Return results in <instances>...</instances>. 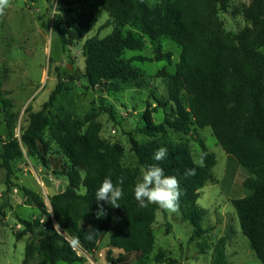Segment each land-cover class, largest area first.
<instances>
[{
    "label": "trees",
    "instance_id": "16d2710c",
    "mask_svg": "<svg viewBox=\"0 0 264 264\" xmlns=\"http://www.w3.org/2000/svg\"><path fill=\"white\" fill-rule=\"evenodd\" d=\"M66 1L68 4L74 2ZM94 1L112 19L99 29L111 23H114V29L103 38H88L82 45L86 54L85 69L78 78L84 80L87 88L118 92L122 82L140 76V71L131 62L146 60L140 56L129 60L122 58L124 51L139 50L143 46L140 37L122 33L121 28L127 24L138 25L142 34L153 39L161 34L169 37L181 47L180 60L174 73L160 72L166 81V102L156 100L157 106L150 109L148 105L142 114L144 126L140 132L151 139L140 144L129 137L137 158L136 169L121 165L124 152L120 145L100 139L99 123L91 122L87 130L81 132L80 123L69 117L51 120L44 114L43 109L54 101L58 87L50 93L42 110L29 113L28 125L19 138L11 137L2 142L0 167L6 171L5 195L11 188L10 162L22 157L21 147L34 154L44 167L55 162L46 156L50 148L43 138L45 130L67 160V164H62L55 172L66 177L65 189L49 199V211L44 204H38L41 215L49 220L46 230L36 232L30 221L18 218L24 228L14 235L15 240L29 234L23 264L36 257L39 260L35 264L84 263L83 254L93 251L108 230L105 256L108 264H147L146 256L154 243L151 225L157 206L141 208L134 196V186L138 182L139 168L145 169L151 164H159L166 175L177 177L182 192L180 217L192 226L189 241L202 237L206 232L201 228L203 210L196 201L198 191L210 178L215 156L206 152L201 144L202 164L198 165L193 162L186 143L161 138L166 128L188 135L192 124L198 128L209 127L222 150L235 157L249 173L242 183L249 193L234 199L232 206L241 233L264 264V52L260 49L264 47V0H252L246 12L252 26L245 27L235 38L224 32L219 18L225 0H158L160 14L155 19L144 0ZM58 34L65 46L66 36L61 31ZM147 61L170 64L171 54L158 52ZM236 96L247 102V121L241 107H227ZM9 104L5 102L6 107ZM167 106L169 110L164 112L163 121L153 125L151 113L156 112V107L165 109ZM105 110L112 111L110 106ZM5 116L10 117L7 112ZM159 134L160 138H157ZM159 147H166L168 154L162 161H155L154 153ZM100 148L104 153L98 152ZM192 168L196 174L185 176V171ZM106 177L114 184L124 178V196L118 201L120 208L95 198ZM79 188L84 191L79 192ZM8 205L5 199L0 205V213ZM100 205L106 215L98 217ZM113 217L116 222L109 229ZM92 232L94 235L89 239L88 233ZM112 250L118 251L117 256H112ZM154 259L162 261V251L159 250ZM213 264H226L220 252Z\"/></svg>",
    "mask_w": 264,
    "mask_h": 264
},
{
    "label": "rangeland",
    "instance_id": "374dc122",
    "mask_svg": "<svg viewBox=\"0 0 264 264\" xmlns=\"http://www.w3.org/2000/svg\"><path fill=\"white\" fill-rule=\"evenodd\" d=\"M155 19L160 14V1L144 0ZM252 0H225L219 11L224 32L235 38L245 27H251L246 12ZM108 13L94 0H11L5 15L0 17V153L2 142L19 135L28 125V115L42 110L51 92L58 87L54 101L46 106L44 114L51 120L69 117L80 123L85 132L91 122L100 124L99 137L108 144H118L123 148L121 165L136 169L137 158L131 148L129 137L142 144L151 138L143 135L142 114L149 105L157 106V101L166 102V81L160 76L162 70L174 73L180 60L181 47L166 35L153 39L141 33L138 25L127 24L121 28L125 35L130 33L140 37L143 46L139 50L124 51L122 58L129 60L140 56L146 61H132L131 65L140 71V76L121 83L118 92L89 89L84 80L78 78L85 69L84 41L93 36L103 38L114 29L111 23L99 29L106 21H111ZM58 31L64 33L67 44L60 42ZM264 52V47L260 48ZM158 52H169L171 62L147 61ZM185 104V94H182ZM10 104L5 106V102ZM107 106L111 112L106 111ZM239 106L244 110L247 121L248 106L245 99L236 96L231 99L229 109ZM169 110L156 107L151 113V122L158 125L163 121L164 112ZM5 112L8 116H5ZM241 135V133L239 134ZM43 138L48 142L47 157L55 160L44 167L34 154L27 153L24 147L22 157L10 162L11 188L5 195L6 171L0 167V205L8 206L0 213V264H22L25 242L29 234L19 241L14 235L23 230L19 219L30 221L36 232L45 231L49 220L41 215L38 204L50 210L49 199L63 191L66 177L56 174L67 160L58 145L45 130ZM160 138V134L157 136ZM161 138L174 143L188 145L194 163L202 164V148L213 153L215 165L210 178L198 191L197 206L203 210L201 228L206 232L200 238L189 241L192 226L180 217V209L168 213L157 206L155 221L151 225L154 238L152 251L146 256L147 264H213L220 252L226 264H261L250 247L247 238L241 233L234 199L249 192L243 188V181L249 173L241 167L236 158L227 155L218 145L209 127L190 126L188 135L165 129ZM104 153V149H98ZM1 163V159H0ZM142 170L139 168L138 181ZM83 175V173H82ZM83 192V188H79ZM115 217L109 229L115 224ZM57 229V228H56ZM59 231V229H57ZM110 230L97 243L95 249L83 254L84 263L108 264V237ZM162 251L163 260L154 259ZM112 256L118 251L112 250ZM39 260L34 258L28 264ZM58 264H66L58 262Z\"/></svg>",
    "mask_w": 264,
    "mask_h": 264
},
{
    "label": "clouds",
    "instance_id": "9594fccd",
    "mask_svg": "<svg viewBox=\"0 0 264 264\" xmlns=\"http://www.w3.org/2000/svg\"><path fill=\"white\" fill-rule=\"evenodd\" d=\"M11 5V0H0V17L5 15L6 9ZM168 150L166 147H159L154 153L155 161H162L166 158ZM195 168L187 169L185 176L195 175ZM124 178L121 177L114 184L111 178L106 177L98 190L95 193L97 201H103L113 208H120L118 203L124 196ZM182 192L180 189L179 180L176 176L166 175L164 169L159 164L148 165L142 170L140 180L134 186V196L141 208L149 205H156L160 209L168 213H175L179 210V201ZM106 215L103 205H100V210L97 216ZM94 232L88 233V238L91 239Z\"/></svg>",
    "mask_w": 264,
    "mask_h": 264
},
{
    "label": "crops",
    "instance_id": "0c3cea01",
    "mask_svg": "<svg viewBox=\"0 0 264 264\" xmlns=\"http://www.w3.org/2000/svg\"><path fill=\"white\" fill-rule=\"evenodd\" d=\"M22 262H23V261H22ZM35 263H37L36 260H35V262H34L33 264H35ZM22 264H23V263H22Z\"/></svg>",
    "mask_w": 264,
    "mask_h": 264
}]
</instances>
